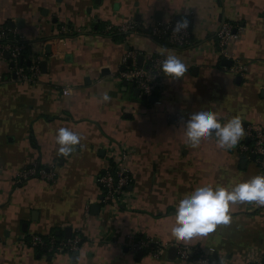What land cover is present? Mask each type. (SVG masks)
<instances>
[{"label": "crops", "instance_id": "1", "mask_svg": "<svg viewBox=\"0 0 264 264\" xmlns=\"http://www.w3.org/2000/svg\"><path fill=\"white\" fill-rule=\"evenodd\" d=\"M183 17L193 32L185 47L108 31L132 20L153 25ZM224 21L240 29L226 55L217 48ZM0 25L19 30L42 57L32 84L18 80L9 56H0V264H195L178 259L173 244L221 264H264V205L254 201L232 205L231 222L206 235L182 240L171 232L186 192L264 173L237 146L221 148L215 135L193 145L184 127L191 110L205 106L221 122L241 117L240 142H248L249 127L264 132V0H0ZM130 52L138 66L150 55H177L187 71L166 76L152 103L118 78ZM236 61L244 74L232 70ZM109 84L112 99L103 102ZM66 87L71 94H63ZM60 127L82 136L68 156L57 152ZM123 150L131 185L119 202L106 204L97 179ZM34 164L54 171L55 181L32 176L18 183ZM76 233L83 243L75 254L51 255L28 243L33 234ZM133 237L168 248L160 258L135 252Z\"/></svg>", "mask_w": 264, "mask_h": 264}, {"label": "built area", "instance_id": "2", "mask_svg": "<svg viewBox=\"0 0 264 264\" xmlns=\"http://www.w3.org/2000/svg\"><path fill=\"white\" fill-rule=\"evenodd\" d=\"M176 21L160 22L153 25H143L135 20L124 23L120 26H108V31L112 33L123 34H147L148 36L164 40L166 43L174 47H185L191 44L193 32L190 28L177 34L173 31V25ZM240 29L230 21H224L217 33L218 42L217 48L224 55L227 53L228 46L239 38ZM30 49V45L26 42L22 33L15 28L0 25V56H9L10 62L13 64V72L18 80L36 84L41 75V60L40 55L25 56V52ZM136 54L128 53L124 59V69L118 74L120 80L127 81L130 85L139 89L141 94L148 97L153 96L161 91L164 78L166 77L161 71V62L164 56L150 55L147 66H138L131 61ZM131 60V61H130ZM131 62V63H130ZM234 72L244 74L246 67L239 64L237 61L233 65ZM64 95L71 94L70 88L62 89ZM247 142H240L236 145L241 154L248 158H253L264 172V132L260 128L249 127L247 129ZM128 151L123 150L117 158L108 164L104 171L98 176V183L103 191V200L106 204L119 202L128 192L131 185V170L129 167ZM32 176H39L50 182H54L56 175L54 171L46 170L34 164L32 167L22 171L17 178V182L27 180ZM131 248L135 252L148 251L156 258H160L168 248V245L153 242L147 238L132 239ZM29 246L42 250L47 254H75L83 243V237L80 233H76L65 239H58L54 235L44 236L33 234L29 238ZM177 254V258L182 261H190L195 264H221L207 254L203 253L198 248H193L185 244L172 245ZM251 264H263L262 260H258Z\"/></svg>", "mask_w": 264, "mask_h": 264}, {"label": "clouds", "instance_id": "3", "mask_svg": "<svg viewBox=\"0 0 264 264\" xmlns=\"http://www.w3.org/2000/svg\"><path fill=\"white\" fill-rule=\"evenodd\" d=\"M190 21L177 19L173 31L177 34L185 32ZM160 71L171 79L181 78L187 71L184 61L177 55H168L162 59ZM111 84L100 93L103 102L112 99ZM184 127L189 141L193 145L202 138L215 135L217 144L224 149L235 147L245 134V127L239 115L226 122L218 119V114L211 107L201 106L191 110L185 120ZM55 140L58 154L68 156L74 146L80 144L82 136L69 127H60L56 131ZM256 202L264 205V173L256 174L231 187L205 184L195 187L183 194L175 206V222L171 232L178 239L190 240L196 236L206 235L220 224H228L232 220V205L243 202Z\"/></svg>", "mask_w": 264, "mask_h": 264}, {"label": "water", "instance_id": "4", "mask_svg": "<svg viewBox=\"0 0 264 264\" xmlns=\"http://www.w3.org/2000/svg\"><path fill=\"white\" fill-rule=\"evenodd\" d=\"M18 21H19V20H18ZM10 26L14 27V24L11 23ZM48 47H49V46H48ZM42 65H43V66H46V62H43ZM125 84H128V82L126 81ZM135 96H137V97H141L143 100H148V101H150V102H152V103L157 101V97H156V96H149V97H148V96L145 95V94H141V92H140L139 89H135ZM249 142H250V140H248L247 143H249ZM253 158H254V157H253ZM173 250H175V248H173ZM175 251H176V250H175ZM140 254H143V252H141Z\"/></svg>", "mask_w": 264, "mask_h": 264}, {"label": "trees", "instance_id": "5", "mask_svg": "<svg viewBox=\"0 0 264 264\" xmlns=\"http://www.w3.org/2000/svg\"><path fill=\"white\" fill-rule=\"evenodd\" d=\"M114 38L117 37V35H122V34H118V33H112L111 34ZM164 41V40H163ZM30 55H34L31 50L29 49L27 52H25V56H30ZM244 155V154H243Z\"/></svg>", "mask_w": 264, "mask_h": 264}]
</instances>
